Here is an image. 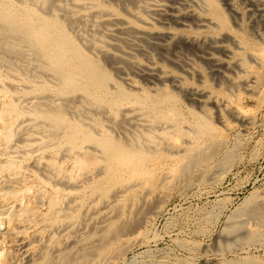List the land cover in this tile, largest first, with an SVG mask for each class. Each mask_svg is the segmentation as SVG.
Wrapping results in <instances>:
<instances>
[{"label":"bare ground","instance_id":"1","mask_svg":"<svg viewBox=\"0 0 264 264\" xmlns=\"http://www.w3.org/2000/svg\"><path fill=\"white\" fill-rule=\"evenodd\" d=\"M247 1L249 30L235 0H0V264L17 262L8 242L20 238L30 264H109L123 251L115 240L142 231L145 207L126 197H146L131 188L162 156L186 159L187 173L222 144L220 133L203 140L206 129H228L230 116L252 123L211 99L216 125L206 90L164 65L189 75L200 59L231 87L262 91L264 0ZM125 172L140 180L124 186ZM247 197V219L228 227H246L238 240L264 232L262 196Z\"/></svg>","mask_w":264,"mask_h":264},{"label":"rangeland","instance_id":"2","mask_svg":"<svg viewBox=\"0 0 264 264\" xmlns=\"http://www.w3.org/2000/svg\"><path fill=\"white\" fill-rule=\"evenodd\" d=\"M246 2L248 3L247 0H235L239 11L242 12V15H240L241 19H238L240 24L238 26L239 28L249 30V28L252 27L250 24H252L253 18H247L248 13L244 11V6L247 4ZM231 21L234 22L233 19ZM232 22L231 24L233 26L235 23ZM205 33L211 34L213 32L207 31ZM202 62L198 59L196 65L198 72L195 71L194 73H189V75L181 72V70L173 64L164 63V65L173 67L177 72L183 74L181 78L185 86L191 88L193 85V88L196 87L197 89L198 87L197 90L202 92L204 89L206 90L204 91L208 95V97H206L208 101L207 105L212 107L209 115H211V120L216 125H220L221 123L216 116L215 107L212 104L214 99H221L222 101H224L223 99H229L231 103L240 106L239 108L243 117L247 118L249 115L253 116L255 114V118L252 123L244 122L245 124H243L242 120L239 119V121L230 116V120L233 122L230 121L228 129H206L203 140H210L212 133H220L222 144L214 151L215 153H211L212 155L209 154L207 158L187 171V173L180 171L183 165L182 162L184 163L186 159L176 162L174 158H168L166 155L162 156L160 161H162L163 164L161 165L162 168H159L160 170L158 173L152 172L144 174L145 184L140 183L131 188V190L135 191L136 189H138V191L142 190L144 195L146 194V197H142V194L141 197H139V192L134 198H132V194L126 197L127 200L125 203L127 205H131L133 202L136 207H141V205L145 207L144 209L141 207L146 211V216L142 222L143 225L141 223L143 226H141L142 231L141 233L123 235L115 240L112 244V248L116 245V247L122 246L124 252L121 251L114 257H111L109 259V264H245L247 261L248 264L249 262L250 264H264V232L257 237L246 236L238 240L236 237L244 235L246 227L242 226L241 228V226H239L231 230L228 228L229 226L238 224L241 221L240 219H247L246 214H244V208L242 207V203L248 198L247 195L250 196L255 193L257 201L262 196L260 200L264 203V88L262 91L253 94L245 91L241 85L231 87L232 80H230L231 78H229V76L221 77L216 73L214 74L210 65L204 61ZM206 67L209 68L207 69ZM200 72L203 73L198 75ZM216 78L218 81H216ZM220 79H222L221 81L225 79L223 81L224 83H220ZM238 79H240V77ZM170 86L172 89V85ZM173 88L172 90L178 95L184 106L190 105L189 101H187L188 94L186 91L184 92V90L178 88L175 89L174 86ZM207 90L212 91L208 93ZM182 91L185 94H179V92L182 93ZM237 92L242 93L241 98L240 95L239 97L238 95L237 97L233 96L236 95ZM181 95L182 97H180ZM184 96L187 100H185ZM220 96L221 98H219ZM234 98L236 100L238 98L241 103L238 100V102L234 101ZM190 106L193 109L196 107L198 109L200 108V106ZM245 115L248 116L246 117ZM248 120H250V118ZM205 142L203 143L205 144ZM167 143L170 145L169 147H171V143L166 142V144ZM168 145H166V147ZM206 150V152L209 151L208 148H206ZM125 173L126 175L124 174L121 184L126 187L140 180L137 177L129 175L127 172ZM173 174H175V177ZM164 177L166 178L164 179ZM131 181L133 182L131 183ZM148 182H150V184H148ZM144 191L149 192L146 193ZM152 194L154 196L153 202ZM144 199L145 201L143 203L142 200ZM136 200L140 203L138 204ZM154 202H157V205L153 207V211L149 209V205L155 204ZM147 216H150V218ZM235 216L236 218H234ZM235 220L240 221L237 222ZM18 236L21 237V234ZM139 236L141 239H139ZM23 240L25 241L23 242ZM132 240L135 241V243L131 242ZM26 241V239L20 238L18 241L8 242V244L11 245L10 250H14L15 257L18 256L16 259L19 263L15 262L14 264H24L25 261L27 262H25L26 264L32 262L35 251L33 252L34 249H31V246L26 244L28 243ZM120 241L122 242L120 243ZM225 242H231V244L226 247ZM20 243H23L24 247L21 246ZM128 243L131 244L128 245ZM22 251L24 255L26 254L24 257L25 259L23 258ZM28 253L33 257H31L30 254L28 256ZM20 255L22 256L20 257ZM9 264L12 263L10 262Z\"/></svg>","mask_w":264,"mask_h":264}]
</instances>
